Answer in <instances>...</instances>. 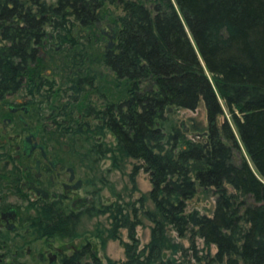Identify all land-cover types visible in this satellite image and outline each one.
<instances>
[{"label": "trees", "instance_id": "1", "mask_svg": "<svg viewBox=\"0 0 264 264\" xmlns=\"http://www.w3.org/2000/svg\"><path fill=\"white\" fill-rule=\"evenodd\" d=\"M28 4L48 12L50 4L64 6L60 11L71 6L80 18L86 12L87 21L114 14L109 5L124 10L114 14L120 30L109 62L119 83L132 85V115L125 110L111 118L116 143L95 144L107 148L114 168H123L129 157L143 159L152 188L137 199L141 205L93 202L80 212H109L110 227H98L95 234L103 244L105 231L120 238L126 258L109 257L106 264H185L197 237L207 248L203 258L216 244L214 261L264 264V0H1L0 100L33 69L36 45L51 19ZM148 79L153 89L142 94L138 90ZM200 99L207 108L210 152L180 128L174 134L158 126L164 109L195 108ZM224 107L231 118L219 123ZM201 189L216 194L212 213L187 208ZM148 198L154 206L144 208ZM140 209L153 222L143 246L136 229L142 223ZM66 213L49 207L38 215L47 227L71 230L78 217L69 221ZM177 237H188L191 246ZM85 254L92 259L85 264H102L96 252Z\"/></svg>", "mask_w": 264, "mask_h": 264}, {"label": "flooded vegetation", "instance_id": "2", "mask_svg": "<svg viewBox=\"0 0 264 264\" xmlns=\"http://www.w3.org/2000/svg\"><path fill=\"white\" fill-rule=\"evenodd\" d=\"M48 6L49 12L27 5L51 16L52 31L47 23L33 69L0 100V264L90 261L87 249L97 251L80 230V212L95 197L88 196L95 183L88 169L110 155L95 143H116L111 118L125 110L132 115V85L118 92L119 73L109 62L117 51L116 16L87 21L86 12L80 18L71 6ZM152 89L150 83L138 91ZM49 207L67 212L69 221L78 217L74 228L47 227L38 213Z\"/></svg>", "mask_w": 264, "mask_h": 264}, {"label": "rangeland", "instance_id": "3", "mask_svg": "<svg viewBox=\"0 0 264 264\" xmlns=\"http://www.w3.org/2000/svg\"><path fill=\"white\" fill-rule=\"evenodd\" d=\"M46 1L55 2L56 0ZM109 7L115 15L124 13V10L120 6L109 5ZM46 26L47 30L52 31V26L49 22ZM57 71H59V69L55 70V75ZM150 83H152L153 87L154 83L151 79H148L145 82V86ZM117 89L118 92L122 90L123 84H120V87ZM170 107L171 110L169 108L163 110L164 119H159L158 126H160L165 133L172 132L174 134L177 132V128H180V131L185 133L187 139L202 142L204 148L210 150L211 147L208 135L209 122L204 100L200 99L195 108L184 106ZM224 109L226 111L225 114H220L218 116L219 123H222L226 117L229 120L231 118L228 110L225 107ZM107 137L110 140L113 138L110 134L107 135ZM242 151L245 154L246 151L244 147H242ZM88 172L92 178L95 179L94 184L88 185V188L92 190V195L88 196H92L91 199H93L94 196L95 197L93 200H87L84 207L91 205L93 202L102 205L101 202L112 203L114 201H134L137 205H141L140 202H137V199L144 193H148L152 188V182L150 179L151 172L145 168V162L141 158L129 157L123 168H114L111 165V158H109V156H103L102 159L96 158L94 166H92L90 170L88 169ZM249 200L255 202L252 197H249ZM215 203L216 194L213 190L209 189L205 191L201 189L188 200L187 208L188 210L198 208L203 212L212 213ZM153 206V201L150 198L146 199L144 208ZM139 215L140 218H142V223L137 225L136 229L137 235L140 238V246H143L151 237V227L153 222L143 213L142 209L139 210ZM110 225L111 218L109 212L97 214L84 213L80 222V230L85 232L87 240L96 248L98 258L101 259L102 264H106L109 257L117 261H122L126 258L124 245L120 238H110L105 231L104 238L106 243L103 244L102 236L95 234L96 228L101 227L106 230ZM174 234L177 235L176 232H174ZM121 236L123 239L128 240V232L126 228L121 229ZM177 239L183 241L185 246H191L188 237H177ZM196 246V248H190L187 251L185 264H227L226 261L217 262L212 260V256L217 251L216 244L211 246V253L205 258H203L202 255L207 252V248L204 246L202 237H197ZM196 250L200 257L196 256ZM90 261H92V259H90ZM154 264L169 263L156 262Z\"/></svg>", "mask_w": 264, "mask_h": 264}, {"label": "water", "instance_id": "4", "mask_svg": "<svg viewBox=\"0 0 264 264\" xmlns=\"http://www.w3.org/2000/svg\"><path fill=\"white\" fill-rule=\"evenodd\" d=\"M169 109L171 110V107L169 106ZM207 144H208V142H207ZM208 152H210L209 150H208Z\"/></svg>", "mask_w": 264, "mask_h": 264}]
</instances>
